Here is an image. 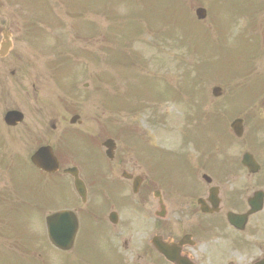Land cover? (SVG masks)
I'll use <instances>...</instances> for the list:
<instances>
[{
    "label": "rangeland",
    "instance_id": "1",
    "mask_svg": "<svg viewBox=\"0 0 264 264\" xmlns=\"http://www.w3.org/2000/svg\"><path fill=\"white\" fill-rule=\"evenodd\" d=\"M247 1L243 0V2ZM257 1L261 4L260 0ZM1 2L5 10L0 12V28L6 27L11 31L14 43L10 55L0 61V84L2 82L6 88L5 101L10 102L11 106L18 107L21 112L23 111L26 115L25 121H27L11 136L18 138V135L25 134L27 137L30 136L32 141L40 139L41 142L52 143L58 142L57 134L50 133L46 125L42 129H34L31 123L38 113H42L40 112L42 110L45 113V123L49 121L50 116L65 121L68 114L64 111V106L60 104V100H66L68 104L80 107L78 110L85 122V126L82 127L85 128V133L101 139L98 136L100 131L98 120H109L107 115L101 116L100 114L101 110L106 109L107 99L102 82L97 83L98 91H103L97 100L90 86L84 92L79 91V95L85 98H78L81 104L75 103L76 99L71 100L66 92L67 84H71L72 76L78 74V71L84 67L89 71L86 67L92 66L97 57L96 54L100 51L119 45L126 51L131 50L139 54L144 52L145 58L153 54L160 55L159 69L164 75L161 77L167 87H175L179 77L186 74V69L180 60H173L174 56L179 57L182 50L170 48L169 43L163 42H169L165 32L168 28V20L174 19L179 14L177 21L180 25H185L186 11L184 10L193 16L192 12L195 7L202 6L206 9V18L199 26L213 29L218 25L216 21L220 17V11L221 25H229L228 12L238 11V4H240L237 0H185L184 5V0H15L10 4L7 0H1ZM229 4L234 6L229 11H222L229 7ZM78 5L81 9L72 11ZM16 11H24L28 15L18 20L43 21L42 24L33 23L43 32L44 40L41 43L36 41L35 36L26 40L23 33L18 32ZM152 11L156 12L152 14ZM263 25L264 11H238L233 16L230 26L235 31H239L242 27L256 33L257 29ZM157 28L162 32L161 37L151 36L150 32ZM93 38L95 40L92 42ZM249 41L253 42V40ZM88 42L92 44L87 45ZM261 44L264 45V42ZM216 57L217 53L210 55V58ZM11 72L13 75L10 74ZM125 74L128 77L134 75L131 71ZM60 84L64 90L59 88ZM211 84L200 87L203 95L206 92L210 104L215 102L208 97ZM131 87L130 95L137 96L139 89L135 81L131 83ZM229 97L230 94L225 92V100L231 99ZM131 107H135V104ZM185 110V106L173 103L166 105L162 103L156 108L157 112L162 111L163 115L173 117L174 123L176 122L178 126L183 123L182 117H184ZM119 116L120 118L116 117V121L123 126H126V123L139 121L137 119L139 116L136 115L121 114ZM146 119V114L140 118L138 130L147 131ZM167 121H170L169 117ZM63 126L64 122L60 124V130ZM153 131L154 128L151 129L152 138ZM148 139L146 134V140ZM27 147L28 143L14 142L17 152ZM98 152L101 153L100 149ZM136 156L129 151L128 157L131 162L135 163ZM80 158L96 171L103 168L98 157L93 158L88 154L80 155ZM151 166L154 167V164ZM129 170L138 172L136 167L131 165ZM68 202L70 201L66 199L63 204ZM38 232L42 233V230L39 229ZM232 259L237 260L235 256ZM239 259L237 262L240 261Z\"/></svg>",
    "mask_w": 264,
    "mask_h": 264
},
{
    "label": "flooded vegetation",
    "instance_id": "2",
    "mask_svg": "<svg viewBox=\"0 0 264 264\" xmlns=\"http://www.w3.org/2000/svg\"><path fill=\"white\" fill-rule=\"evenodd\" d=\"M201 147L197 169L190 165L189 153L177 150L171 156L179 160V168L164 169L159 160L154 173H130L129 179L124 173H78L86 190L77 216V246L86 255L79 264L103 255L102 234L111 263L162 264L152 245L156 239L183 240L180 252L194 264H264V107L249 114L239 149L234 150L236 143L230 153L221 148V173H201L207 163V147ZM157 153L169 155L161 148ZM72 183L64 177L65 187ZM250 201L260 210L242 230L231 228L221 209L245 214ZM209 202L218 209L203 213L201 205L211 209Z\"/></svg>",
    "mask_w": 264,
    "mask_h": 264
},
{
    "label": "water",
    "instance_id": "3",
    "mask_svg": "<svg viewBox=\"0 0 264 264\" xmlns=\"http://www.w3.org/2000/svg\"><path fill=\"white\" fill-rule=\"evenodd\" d=\"M204 15H205V13H204L203 10L196 11V16H197L198 19H203ZM2 52H6V51H2ZM228 219H229L230 224L232 226L236 227V223L238 221L244 222L245 217L244 216L241 217V216L230 215V216H228ZM237 225H238V223H237ZM163 254H164V256H166L165 253H163ZM179 264H182V263H179Z\"/></svg>",
    "mask_w": 264,
    "mask_h": 264
}]
</instances>
